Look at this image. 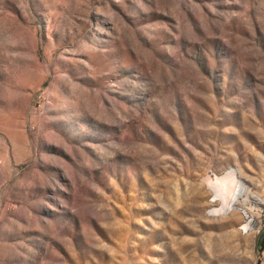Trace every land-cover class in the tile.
<instances>
[{
	"label": "rangeland",
	"instance_id": "1",
	"mask_svg": "<svg viewBox=\"0 0 264 264\" xmlns=\"http://www.w3.org/2000/svg\"><path fill=\"white\" fill-rule=\"evenodd\" d=\"M230 170L264 197V0H0V264H260Z\"/></svg>",
	"mask_w": 264,
	"mask_h": 264
},
{
	"label": "bare ground",
	"instance_id": "2",
	"mask_svg": "<svg viewBox=\"0 0 264 264\" xmlns=\"http://www.w3.org/2000/svg\"><path fill=\"white\" fill-rule=\"evenodd\" d=\"M210 186L214 188L215 198L223 200V205L220 209L212 211L213 214L219 211L229 212L234 210L237 208L236 206L239 204L240 199L248 202L250 200H259L256 196L250 194V189L245 183L238 180L235 170H230L222 177H217L210 182Z\"/></svg>",
	"mask_w": 264,
	"mask_h": 264
},
{
	"label": "built area",
	"instance_id": "3",
	"mask_svg": "<svg viewBox=\"0 0 264 264\" xmlns=\"http://www.w3.org/2000/svg\"><path fill=\"white\" fill-rule=\"evenodd\" d=\"M259 200H251L248 204L247 212L245 216L246 222L242 227H248V229H258L259 233L264 231V197Z\"/></svg>",
	"mask_w": 264,
	"mask_h": 264
},
{
	"label": "trees",
	"instance_id": "4",
	"mask_svg": "<svg viewBox=\"0 0 264 264\" xmlns=\"http://www.w3.org/2000/svg\"><path fill=\"white\" fill-rule=\"evenodd\" d=\"M258 246L262 251L264 250V234L261 236V239L258 241Z\"/></svg>",
	"mask_w": 264,
	"mask_h": 264
},
{
	"label": "crops",
	"instance_id": "5",
	"mask_svg": "<svg viewBox=\"0 0 264 264\" xmlns=\"http://www.w3.org/2000/svg\"><path fill=\"white\" fill-rule=\"evenodd\" d=\"M260 264H264V250H263V253H262V259H261V263Z\"/></svg>",
	"mask_w": 264,
	"mask_h": 264
}]
</instances>
